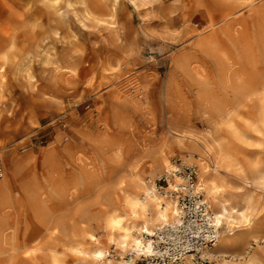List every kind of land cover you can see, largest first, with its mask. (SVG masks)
<instances>
[{
  "label": "rangeland",
  "instance_id": "rangeland-1",
  "mask_svg": "<svg viewBox=\"0 0 264 264\" xmlns=\"http://www.w3.org/2000/svg\"><path fill=\"white\" fill-rule=\"evenodd\" d=\"M261 1L259 8L257 5L241 8L239 22L242 26L239 31L249 33L246 36L251 41V57L255 64H239L237 73L245 83H253L254 87L264 75L263 48L258 42L260 30L264 32V8L261 7L264 0ZM256 10L259 13L257 19V15H261L259 20L254 17ZM186 17L196 25L190 26L193 30L206 24V19L197 13L189 12ZM42 20L43 27L34 30L35 37L47 28L45 15ZM116 20L122 25L124 44L121 47L103 44L95 31L71 26L69 33L75 36L77 48L83 54L80 55L81 63L75 64L79 68L78 76L69 80V85H49L50 68L31 64L39 88L58 99L57 103L32 104L13 81H8L10 84L0 95V173L8 178L9 183L8 191L0 197V223L13 227L16 240L0 248V264H51L48 250L72 239L74 226H87L116 198L120 188L128 184L133 170L145 174L152 164L155 150L165 148L170 162L178 157L183 160L171 145L168 132L171 112L165 103L167 84L171 93L176 95L177 99L173 97L175 105L180 108L176 109L187 118L193 133L205 128L200 111L208 109L211 112L210 103L214 100L220 105L228 103L226 108L232 109L230 119L238 137H232L222 125L217 126V132L228 142V153L236 164L222 170L221 175L228 182L226 191L231 199L241 194L252 196V208L248 213L252 224L249 228L234 230V245L222 250L225 253L223 260L241 262L253 253L264 258V188H254L241 181L246 175L247 178L264 179V127L259 124L264 97L244 100L232 89L225 87L224 90L216 65L204 57L205 64L201 65L208 73L205 72V80L203 78L207 87L194 75L195 79L191 78L188 70L177 69L169 53L188 49V44L147 35L129 5L118 8ZM174 25L178 26L179 22ZM62 48L57 45L59 54ZM116 58L123 59L120 71L114 75L104 74L101 71L103 62H113ZM242 74H247L249 80ZM113 86L125 100L111 98ZM30 113L37 121L35 126L27 121ZM66 143L73 145L69 154L63 150ZM48 148L57 157L56 166L52 168L43 163ZM25 152H32L37 157V164L31 174L24 170L14 177L9 161L23 157ZM32 175L43 196L34 188L28 189ZM14 179L20 183L16 184ZM59 183L64 189L57 188ZM34 238H37L40 250L32 254L26 242ZM115 254L111 252L110 255ZM71 261L70 256L64 257L65 264ZM198 263L216 264L200 259ZM137 264L141 263L137 261Z\"/></svg>",
  "mask_w": 264,
  "mask_h": 264
},
{
  "label": "bare ground",
  "instance_id": "bare-ground-1",
  "mask_svg": "<svg viewBox=\"0 0 264 264\" xmlns=\"http://www.w3.org/2000/svg\"><path fill=\"white\" fill-rule=\"evenodd\" d=\"M260 1L60 0L59 4H55L51 0L47 3L45 0H0V69H3L0 71V95L4 92L8 81H13L20 86L23 95H26L32 104L44 101L57 103L58 99L49 96L39 88L40 83L32 73L31 64L50 68L47 78L49 85L53 87L59 84L69 85V80L78 76L79 68L75 64L81 63L80 55L83 54H81L82 50L77 48L75 36L69 33L71 26L76 25L85 31H95L103 44L121 47L124 44L122 25L117 22L116 15L118 8L126 4L137 14L141 27L147 35L172 41L177 39L188 44V49H177L169 53L170 60L177 69L188 70L191 78L195 79V76L196 79L203 81L208 74L206 68L204 69L201 65L205 64L202 61L204 57L210 64L216 65L219 71V82L224 85V90H226L225 87L232 89L244 100L252 97L262 99L264 75H261L260 82L258 79L257 85L254 82L256 86L254 87L253 83H245L243 77L237 73L240 69L239 64H255L251 57V41L249 36H246L249 33L244 34L239 31L242 28L239 24L241 8H253L256 5L259 8L262 2ZM69 4L71 7H68ZM261 7L264 8V6ZM189 12L204 17L206 24L200 29H191L190 26L196 25L187 19L186 14ZM257 12L256 10L254 17L259 14ZM43 15L46 16L47 28L41 30L35 37L34 30L43 27ZM257 16L260 19L261 15ZM175 22H179V25H174ZM261 31L258 42L263 48L261 58L264 59V32ZM58 44L63 47L60 54L57 51ZM122 60L116 58L113 62L104 61L101 71L104 74H116L120 71ZM246 75L242 74V76ZM246 80H249L247 76ZM198 87L201 88L200 85ZM165 90V103L171 112V120L168 123L171 145L177 149L186 163L197 169L195 185L202 191L204 199L209 204L211 226L219 230L218 238L211 248L188 255L184 264H199L198 259L216 264H264V258L257 256L256 253L241 262L223 260L225 253L222 250L234 245L233 240L236 237L234 230L241 227L249 228L252 224L248 214L252 208V196L241 194L231 199L226 191L228 182L221 175L222 170H227L232 164H236L228 153V142L220 138L217 132V126L222 125L232 137H238L230 119L232 109L226 108L228 103L225 104L221 100L220 103L223 104L220 105L214 100L210 103L211 112L208 109L200 111L205 128L199 133H193L187 118L181 115V111L178 112L177 109L180 108L175 105L176 95L172 92L175 95L172 96L168 84ZM111 98L117 101L123 99L114 86ZM260 107L259 124L264 127V104L262 103ZM31 113L27 121L35 126L37 121ZM71 143H66V147H63L67 154L73 150ZM43 160V163L50 168L56 166L54 164L57 157L50 148L45 150ZM37 161V157L32 152H25L21 158L10 159V172L14 177L24 170L31 174ZM172 169V163L167 157L165 148L160 147L155 150L152 153V164L149 170L144 172L145 174L136 173L137 171L133 170L134 173L128 184L120 188L116 198L101 209L87 226H74L75 232L72 239L48 250L51 264H65V256L71 257L70 264H137L141 257L151 255L155 244L154 236L159 235L165 226L178 223L176 202L166 192L163 195L158 193L154 184V179ZM144 176H146L145 179ZM245 177L241 180L245 184L254 188H264L263 178H247V175ZM0 178L1 197L8 191L9 183L2 172ZM14 180L16 184L20 183L17 179ZM30 180L28 189L34 188L40 196H43L33 175L30 176ZM57 186L58 189H64L60 183ZM144 229L147 231L145 232ZM36 239L26 242L32 254L40 250ZM14 242L16 240L13 227L0 223V248ZM111 252L116 254L111 256Z\"/></svg>",
  "mask_w": 264,
  "mask_h": 264
},
{
  "label": "built area",
  "instance_id": "built-area-1",
  "mask_svg": "<svg viewBox=\"0 0 264 264\" xmlns=\"http://www.w3.org/2000/svg\"><path fill=\"white\" fill-rule=\"evenodd\" d=\"M171 163L177 171L172 169L160 175L154 184L158 193L166 192L176 202L178 223L165 226L159 235L154 236L153 252L141 257L138 260L141 264H184L188 255L211 248L219 235V230L209 222V204L195 185L196 168L179 157L178 161L174 158ZM188 168L192 172L185 174ZM160 181H164L167 187L161 186Z\"/></svg>",
  "mask_w": 264,
  "mask_h": 264
},
{
  "label": "snow or ice",
  "instance_id": "snow-or-ice-1",
  "mask_svg": "<svg viewBox=\"0 0 264 264\" xmlns=\"http://www.w3.org/2000/svg\"><path fill=\"white\" fill-rule=\"evenodd\" d=\"M45 2H49V0H45ZM52 3H55V4H59L60 3V0H51ZM68 7H71V5L69 4ZM0 71H3V69H0ZM177 161H178V158H177ZM173 171H177L176 169H173ZM192 172V169L191 168H188V169H185V174H188V173H191ZM160 184L161 186L163 187H167L166 183L164 181H160ZM219 191V190H218ZM161 195H163V193H161ZM137 207H139V205H137ZM118 224V222H117ZM144 231L146 232L147 229H144ZM137 243H139V241H137Z\"/></svg>",
  "mask_w": 264,
  "mask_h": 264
}]
</instances>
